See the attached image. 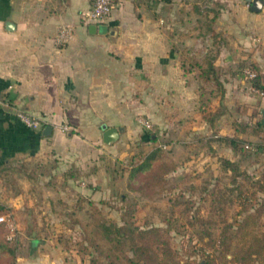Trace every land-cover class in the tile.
<instances>
[{
	"label": "crops",
	"instance_id": "obj_1",
	"mask_svg": "<svg viewBox=\"0 0 264 264\" xmlns=\"http://www.w3.org/2000/svg\"><path fill=\"white\" fill-rule=\"evenodd\" d=\"M212 1L216 6L116 0L107 18L88 20L92 0H0V166L9 171L45 150L77 165L99 144L109 152L117 147L102 142V124L124 126L122 133L131 136L138 115L168 131L187 123L198 132L205 126L200 95L242 94L240 62L264 71V6L256 12L251 0ZM62 28L70 34L60 42ZM206 53L214 55L222 93L190 69ZM16 109L39 116L43 127H27ZM47 124L51 132L43 135ZM20 195L5 200L17 206ZM48 226L54 227H41ZM17 239L14 264H88L57 235Z\"/></svg>",
	"mask_w": 264,
	"mask_h": 264
},
{
	"label": "rangeland",
	"instance_id": "obj_2",
	"mask_svg": "<svg viewBox=\"0 0 264 264\" xmlns=\"http://www.w3.org/2000/svg\"><path fill=\"white\" fill-rule=\"evenodd\" d=\"M211 2L201 0V5L216 6ZM206 14H210L209 11ZM251 63L240 62L241 71ZM260 64L264 68V58ZM199 97L200 106H203L200 107L201 122L204 121L205 126L198 132H192L187 123L174 132L159 128L157 124L152 129L137 126L131 136L122 133L112 144L117 145L112 152L99 144L98 148L89 149L85 156L78 158L77 165L62 162L45 150L43 154L31 156L25 164H15L8 173H1L0 211L8 212L17 225L10 240L16 241L18 236L25 235L61 234L71 237L69 244L72 246L75 244L72 239L93 236L89 215L93 211L83 192L88 188L92 192L88 197L107 221L122 224L129 220L140 224L146 219L149 223L163 225L173 235L181 256L196 255L199 258L198 253L207 249L208 236L201 237L198 226L187 224L188 213L201 206V211L207 215L205 210L209 203L203 196L211 198L220 194L222 201L216 199L215 205L226 207L228 220L233 221L239 209L238 183H242L248 192L252 191L256 187L253 181L264 173V152L260 147L264 143V125H257L263 117L264 95L252 87L249 78H245L242 94L218 97L204 92ZM146 132L155 134L156 140H146L143 136ZM224 135L240 139L242 150L232 149L222 138ZM156 144L166 146L177 167L168 174L159 193L146 199L126 187V177L131 161ZM224 160L231 164H225ZM16 191H21L17 206L5 200V196ZM256 196L254 205L264 201V190L257 191ZM33 222L35 226H30ZM46 223L54 227H41ZM2 226L6 235L7 227L4 223ZM217 233L218 230H214L212 236ZM86 249L95 253L91 247ZM99 259L98 264H108L103 257Z\"/></svg>",
	"mask_w": 264,
	"mask_h": 264
},
{
	"label": "trees",
	"instance_id": "obj_3",
	"mask_svg": "<svg viewBox=\"0 0 264 264\" xmlns=\"http://www.w3.org/2000/svg\"><path fill=\"white\" fill-rule=\"evenodd\" d=\"M213 60L214 55L206 53L197 60L193 59L190 69L195 66L198 79L204 85L213 81L217 90L222 93L224 85L216 76ZM246 67L254 72L250 79L252 86L264 95V71L255 62ZM257 125L262 127L263 124L258 121ZM143 136L149 141L156 140V135L150 132ZM222 138L232 149L242 150L240 145L242 141L237 137L224 135ZM260 147L264 152V143ZM224 163L231 164L229 160H224ZM176 167V162L171 159L164 144L153 145L137 160L131 161L126 187L137 191L146 199H151L164 187L168 174ZM1 172L8 173L7 168L0 166V174ZM233 180L235 181V178ZM253 185L256 186L255 189L248 192L242 183H238L236 189L239 209L235 212L233 221L228 220L226 207L215 205L216 199L222 201L220 194H215L211 198L203 196V200H208L209 203L205 210L207 215L201 211V206L188 213L187 224L192 227L198 226L201 237L208 236L205 242L207 249L198 253L199 258L196 255L181 256L175 246L173 235L163 225L149 223L146 219L140 224L131 223L129 220L122 224L107 221L100 208L93 204L88 196H85V200L93 211L89 215L92 217L90 225L94 235L72 239L75 243L72 246L69 244L71 237L59 234L58 238L66 249L76 251L81 260L87 261L88 264H98L101 257L108 264H264V201L257 205L253 203V200L257 199V191L264 190V173L253 181ZM166 223L170 222L166 219ZM2 227L0 223V264H14L17 239L16 241L8 239ZM171 228L175 230V227ZM214 230H218L215 237L212 236ZM88 247L93 248L95 253L91 254L89 249H86Z\"/></svg>",
	"mask_w": 264,
	"mask_h": 264
},
{
	"label": "built area",
	"instance_id": "obj_4",
	"mask_svg": "<svg viewBox=\"0 0 264 264\" xmlns=\"http://www.w3.org/2000/svg\"><path fill=\"white\" fill-rule=\"evenodd\" d=\"M115 2L116 0H92L91 7L86 13V18L88 20H103L107 18L110 15ZM69 34L70 33L68 28L60 29V31L57 33V41H65L68 38ZM243 73L245 77L249 79L254 76L253 70H251L249 67H246L243 70ZM15 115L24 125H26L30 129H41L44 125L42 119L39 116L24 109H16ZM136 122L146 129L153 128L152 121L142 115H138L136 117ZM66 128L67 127L65 126L63 127V129ZM0 222L4 223L7 227V238L12 239L17 229L15 221L11 218L8 212H4L0 213Z\"/></svg>",
	"mask_w": 264,
	"mask_h": 264
},
{
	"label": "water",
	"instance_id": "obj_5",
	"mask_svg": "<svg viewBox=\"0 0 264 264\" xmlns=\"http://www.w3.org/2000/svg\"><path fill=\"white\" fill-rule=\"evenodd\" d=\"M264 6V0H251L250 2V9L252 11L259 12L263 9ZM12 25L10 21H6V26L9 27ZM102 27L105 28V26L102 25ZM90 28L95 29L96 24H91ZM106 30V29H105ZM262 119L261 123L264 125V109L262 110ZM52 127L47 124L42 129L43 135H48L51 132ZM102 142L106 145H111L112 143L116 142L119 138L122 132H124L125 128L124 126H108L106 124H102Z\"/></svg>",
	"mask_w": 264,
	"mask_h": 264
}]
</instances>
